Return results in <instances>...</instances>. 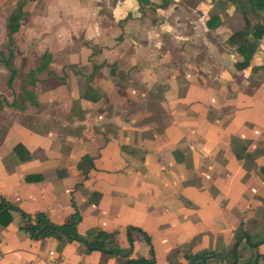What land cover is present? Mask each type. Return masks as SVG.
<instances>
[{"label":"crops","instance_id":"0c3cea01","mask_svg":"<svg viewBox=\"0 0 264 264\" xmlns=\"http://www.w3.org/2000/svg\"><path fill=\"white\" fill-rule=\"evenodd\" d=\"M247 19L234 0H0V264H264ZM39 216L82 240L33 236Z\"/></svg>","mask_w":264,"mask_h":264},{"label":"trees","instance_id":"16d2710c","mask_svg":"<svg viewBox=\"0 0 264 264\" xmlns=\"http://www.w3.org/2000/svg\"><path fill=\"white\" fill-rule=\"evenodd\" d=\"M237 5L238 10L243 15L245 19L246 25H248L247 14L253 13L255 16V23L252 26V35L255 39H260L264 34V0H234ZM228 44L232 47H235L237 52L242 56L243 60L239 63H236L237 68H244L246 67L253 54L256 51V46L247 38V33L244 31H239L234 33L228 39ZM10 84V81H9ZM31 94L25 90L24 88L21 89V93L18 95L17 100L22 102L23 100L30 98ZM15 209V207L8 205L1 201L0 204V215L3 213L7 214L8 221H10V216L8 214L7 209ZM76 219L74 217L71 221L67 222L66 224L56 225L50 223L48 220L39 216L37 222L34 225H29L28 229L30 230L33 236H55L59 237L61 234H65L75 240H82V238L78 235L76 231ZM245 237L249 240V237L245 233H239L236 235L233 245L230 250V254L236 257V249L241 243L242 238ZM87 245L91 248L101 249L104 250L102 247V243L100 242H92L87 243ZM112 251V250H109ZM203 257V256H202ZM191 259V264H192ZM148 264L147 262H144Z\"/></svg>","mask_w":264,"mask_h":264},{"label":"water","instance_id":"95a60500","mask_svg":"<svg viewBox=\"0 0 264 264\" xmlns=\"http://www.w3.org/2000/svg\"><path fill=\"white\" fill-rule=\"evenodd\" d=\"M236 262H232L231 264H235Z\"/></svg>","mask_w":264,"mask_h":264}]
</instances>
